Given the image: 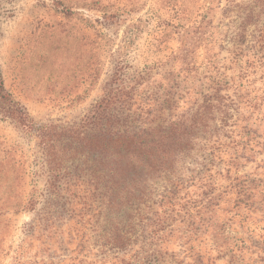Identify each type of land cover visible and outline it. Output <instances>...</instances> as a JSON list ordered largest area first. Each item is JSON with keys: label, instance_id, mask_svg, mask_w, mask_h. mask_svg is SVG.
<instances>
[{"label": "rangeland", "instance_id": "374dc122", "mask_svg": "<svg viewBox=\"0 0 264 264\" xmlns=\"http://www.w3.org/2000/svg\"><path fill=\"white\" fill-rule=\"evenodd\" d=\"M253 2L0 0V72L34 126H77L120 67L125 78L140 82L132 109L143 104L141 96L155 93L166 113L178 115L201 103L209 77L223 79L230 98L240 88L261 103L255 110L242 108L245 119L226 126L231 137L219 132L220 140L213 136L188 162L201 178L177 194L183 207L174 206L179 211L168 223L162 264H264V72L250 68L246 82L231 62L244 11ZM33 131L0 115V264H70L74 257L90 264L97 246L87 233L79 237L69 216L27 232V201L44 185L37 177L42 144ZM238 141L245 144L235 147ZM206 192L215 197L207 212L201 208ZM80 244L83 255L72 252ZM133 255L124 261L135 264Z\"/></svg>", "mask_w": 264, "mask_h": 264}, {"label": "trees", "instance_id": "16d2710c", "mask_svg": "<svg viewBox=\"0 0 264 264\" xmlns=\"http://www.w3.org/2000/svg\"><path fill=\"white\" fill-rule=\"evenodd\" d=\"M253 1L244 11L231 59L237 77L246 82L250 68L259 67L264 72V0ZM250 24L254 33H249ZM209 79L201 103L194 102L173 116L166 113L169 108L155 93L141 96L143 104L132 109L140 82L125 78L120 67L77 126L55 131L34 126L5 89L0 72V115L29 132L34 130L42 144L44 159L37 177L41 176L44 185L27 201L26 208L32 214L27 232L32 234L40 225L52 228L63 216H69L78 226L76 231L81 232L79 237L87 233L97 246L96 259L90 264H104L108 258L113 264H131L124 261L129 252H134L135 264L137 259L142 264H162L168 223L172 213L179 211L174 206L183 207L177 194L202 172L191 169L188 162L195 161L194 156L213 136L220 140L219 132L231 137L225 132L226 126L229 122L237 126L245 119L240 114L242 108L255 110L261 105L256 99H247L240 88H235L230 98L226 93L230 86L222 83L223 79ZM232 112L236 113L233 118ZM242 128L248 136L250 126ZM240 144L245 143L238 141L235 147ZM202 164L208 171L205 162ZM159 187L161 192H157ZM203 196L201 208L210 211L215 197L207 192ZM79 247L72 252L82 254V244ZM69 260L70 264L84 261L77 257ZM197 261L201 264L200 259Z\"/></svg>", "mask_w": 264, "mask_h": 264}]
</instances>
